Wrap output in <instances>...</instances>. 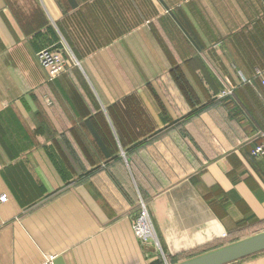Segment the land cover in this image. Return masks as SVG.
Here are the masks:
<instances>
[{
    "label": "crops",
    "instance_id": "obj_1",
    "mask_svg": "<svg viewBox=\"0 0 264 264\" xmlns=\"http://www.w3.org/2000/svg\"><path fill=\"white\" fill-rule=\"evenodd\" d=\"M259 132L264 0H0V264H178L264 233Z\"/></svg>",
    "mask_w": 264,
    "mask_h": 264
},
{
    "label": "built area",
    "instance_id": "obj_2",
    "mask_svg": "<svg viewBox=\"0 0 264 264\" xmlns=\"http://www.w3.org/2000/svg\"><path fill=\"white\" fill-rule=\"evenodd\" d=\"M37 58L41 66L48 72L50 80H54L69 70V61L64 53L59 49H45L37 54ZM78 64V63H76ZM233 94L232 90H225L221 97H227ZM254 147L252 156L254 158H264V133L259 132L254 139ZM8 197L0 194V203H6ZM135 235L141 241L147 242L149 239H157L151 222L147 207L142 203L139 217L135 224ZM56 257L46 259L42 264H54Z\"/></svg>",
    "mask_w": 264,
    "mask_h": 264
},
{
    "label": "water",
    "instance_id": "obj_3",
    "mask_svg": "<svg viewBox=\"0 0 264 264\" xmlns=\"http://www.w3.org/2000/svg\"><path fill=\"white\" fill-rule=\"evenodd\" d=\"M261 252H264V233L178 264H231ZM54 264H64L63 258H57Z\"/></svg>",
    "mask_w": 264,
    "mask_h": 264
},
{
    "label": "trees",
    "instance_id": "obj_4",
    "mask_svg": "<svg viewBox=\"0 0 264 264\" xmlns=\"http://www.w3.org/2000/svg\"><path fill=\"white\" fill-rule=\"evenodd\" d=\"M154 264H161V262L160 261H157L156 263H154Z\"/></svg>",
    "mask_w": 264,
    "mask_h": 264
}]
</instances>
